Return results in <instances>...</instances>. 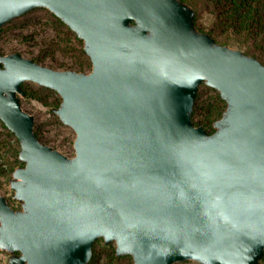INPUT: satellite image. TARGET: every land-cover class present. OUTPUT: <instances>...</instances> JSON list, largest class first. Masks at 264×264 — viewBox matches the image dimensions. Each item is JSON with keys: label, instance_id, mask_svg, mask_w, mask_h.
<instances>
[{"label": "water", "instance_id": "water-1", "mask_svg": "<svg viewBox=\"0 0 264 264\" xmlns=\"http://www.w3.org/2000/svg\"><path fill=\"white\" fill-rule=\"evenodd\" d=\"M42 8L82 42L88 72L0 54V122L18 141L4 264H87L93 244L132 264H260L264 64L215 42L180 0H0V29ZM60 98L73 155L42 144L22 85ZM200 85L226 103L213 133L191 113Z\"/></svg>", "mask_w": 264, "mask_h": 264}, {"label": "trees", "instance_id": "trees-1", "mask_svg": "<svg viewBox=\"0 0 264 264\" xmlns=\"http://www.w3.org/2000/svg\"><path fill=\"white\" fill-rule=\"evenodd\" d=\"M194 10L193 23L200 32L207 33L216 43L232 45L240 48L245 54L251 55L264 63V0H180ZM33 11H43L50 19V26L57 34L56 42L46 45L33 59L42 63L48 54L56 51L75 60L77 71L90 69V61L85 55L82 42L58 18L46 9H33L24 15L8 22L0 29V41L5 31ZM0 54H2L0 50ZM22 85L25 98L32 99L44 107L56 108L60 103L59 96L52 90L43 87H28ZM226 103L217 91L205 85H200L196 94L191 113V121L200 126L208 134L213 133L212 123L219 119L225 110ZM1 123V122H0ZM8 139L0 138V177L9 178L13 169L22 165L18 162L19 144L15 136L1 123ZM38 137L37 129L34 130ZM1 137V133H0ZM11 157L9 160L8 157ZM87 264H132L129 256H116L114 246H104L102 240L93 244L92 256ZM260 264H264V255Z\"/></svg>", "mask_w": 264, "mask_h": 264}, {"label": "rangeland", "instance_id": "rangeland-1", "mask_svg": "<svg viewBox=\"0 0 264 264\" xmlns=\"http://www.w3.org/2000/svg\"><path fill=\"white\" fill-rule=\"evenodd\" d=\"M49 24L50 19L47 13L43 11H33L16 23L9 25V28L5 31V35L0 41V50L2 54L15 52L33 60L38 55L39 51L44 49L46 45L58 41L56 32ZM40 64L56 70L77 71L74 58L65 56L59 51L51 55L48 54ZM89 70L90 69L85 68L82 72H88ZM28 87L36 88L38 86L29 83ZM21 105L24 111L34 117V130L37 129L39 141L71 157L73 155L72 141L75 134L69 127L64 126L58 120L51 111L52 108L44 107L39 102L27 98L21 99ZM0 133L1 139H6L13 143L12 139L6 137L5 130L2 128L1 123ZM6 157L11 160V157L8 155ZM8 180L9 178L0 177V195L4 196L12 207L17 208V204L11 200L13 192L8 187ZM6 256V253L0 251V264H4ZM176 264L198 263L185 261Z\"/></svg>", "mask_w": 264, "mask_h": 264}]
</instances>
